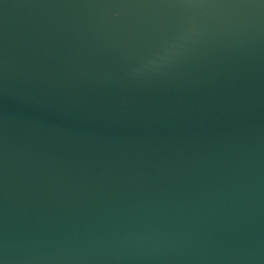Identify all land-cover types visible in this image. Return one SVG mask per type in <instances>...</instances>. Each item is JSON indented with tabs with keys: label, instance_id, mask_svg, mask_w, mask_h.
<instances>
[{
	"label": "water",
	"instance_id": "95a60500",
	"mask_svg": "<svg viewBox=\"0 0 264 264\" xmlns=\"http://www.w3.org/2000/svg\"><path fill=\"white\" fill-rule=\"evenodd\" d=\"M0 264H264V0H0Z\"/></svg>",
	"mask_w": 264,
	"mask_h": 264
},
{
	"label": "snow or ice",
	"instance_id": "6c2138e0",
	"mask_svg": "<svg viewBox=\"0 0 264 264\" xmlns=\"http://www.w3.org/2000/svg\"><path fill=\"white\" fill-rule=\"evenodd\" d=\"M121 2H122V0H114V3H115L117 6H119Z\"/></svg>",
	"mask_w": 264,
	"mask_h": 264
}]
</instances>
